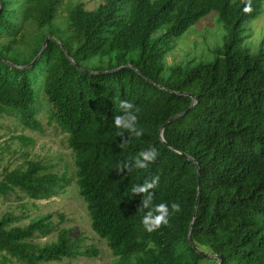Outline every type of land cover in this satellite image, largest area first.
Here are the masks:
<instances>
[{"label": "trees", "instance_id": "trees-1", "mask_svg": "<svg viewBox=\"0 0 264 264\" xmlns=\"http://www.w3.org/2000/svg\"><path fill=\"white\" fill-rule=\"evenodd\" d=\"M62 2L0 0V115L36 127L40 88L67 135L90 229L113 264H264V49L241 46L242 27L264 0H104L91 11L78 2L61 17ZM211 12L225 31L216 58L167 64L175 40ZM121 100L139 109L140 137L115 128ZM15 140L34 146L24 136ZM147 149L156 157L145 169L120 170ZM153 177L152 205L168 204L169 216L148 232L143 194L130 189ZM66 185L64 174L31 160L0 173L3 198L47 200ZM20 220L0 217V264L99 255L94 246L81 250L80 235L68 229L57 230L53 242L33 243L49 234V215L15 225Z\"/></svg>", "mask_w": 264, "mask_h": 264}, {"label": "rangeland", "instance_id": "rangeland-1", "mask_svg": "<svg viewBox=\"0 0 264 264\" xmlns=\"http://www.w3.org/2000/svg\"><path fill=\"white\" fill-rule=\"evenodd\" d=\"M78 2L82 3L86 10L91 11L104 0H63L58 9L59 16H66L68 6ZM218 18V13L211 12L177 38L175 46L167 55V64L192 67L199 62H212L217 56V48L223 44L225 35ZM241 36L243 38L241 46L250 53L257 52L260 46L264 49V2L260 15L243 25ZM37 81L42 84L40 75L38 80L33 81L34 88ZM34 110L36 127H24L14 114L0 115V173L5 169L11 171L17 167H24V162L31 160L42 163L55 173L64 174L67 185L58 195L47 200L32 201L18 193L6 198L0 197V217L10 213L21 218L15 225L24 226L32 219L49 215V234L44 237L36 236L33 243L43 245L53 242L57 230L68 229L73 231L71 237L80 235L81 250L94 246L99 251L96 258L77 257L50 264H113L114 258L106 242L99 239L90 229V218L75 183L74 156L67 146V135L52 121V108L46 102L40 88H37ZM17 136L33 139L34 146L24 148L15 140Z\"/></svg>", "mask_w": 264, "mask_h": 264}, {"label": "clouds", "instance_id": "clouds-1", "mask_svg": "<svg viewBox=\"0 0 264 264\" xmlns=\"http://www.w3.org/2000/svg\"><path fill=\"white\" fill-rule=\"evenodd\" d=\"M248 7L244 8L247 12ZM120 114L113 117V124L121 133L127 132L129 137H140L142 129L137 126V112L139 109L127 100H121L119 104ZM156 157L155 149H147L140 151L132 158L131 162L125 161L120 170L145 169L147 165L154 161ZM158 177H153L150 181L145 180L142 184L132 185L130 192L132 194H143L140 201V209H148L141 218V223L145 230L152 232L158 229L161 225L168 223L169 205L166 203H159L152 205L153 192L150 191L156 187ZM170 208L173 211H179L180 206L177 203H171Z\"/></svg>", "mask_w": 264, "mask_h": 264}, {"label": "water", "instance_id": "water-1", "mask_svg": "<svg viewBox=\"0 0 264 264\" xmlns=\"http://www.w3.org/2000/svg\"><path fill=\"white\" fill-rule=\"evenodd\" d=\"M47 41H48V38L45 39V41H44V43H43V46H42V49H41L40 53L43 51V48L45 47ZM38 56H39V55H38ZM38 56H37L36 58H38ZM36 58H35V59L29 64V66L32 65V64L35 62ZM113 71H117V69H116V70H113ZM113 71H112V72H113ZM192 107H193V103L190 105V107H189L187 110H185V112H184L183 114L178 115V116H176V117H173V118H171L169 121H167V122L162 126L161 130H163V129H164L169 123L173 122V121L176 120L177 118H179V117L183 116L184 114H186L189 110H191ZM160 138H161V136H160ZM198 178H199V171L197 170V179H198ZM197 185H198V189H199V184H197ZM197 201H198V198H197ZM196 205H197V202H196ZM192 248H193L195 251H197V249H196L195 247H192ZM197 252H198V251H197Z\"/></svg>", "mask_w": 264, "mask_h": 264}]
</instances>
